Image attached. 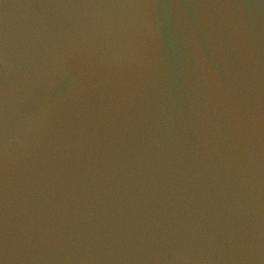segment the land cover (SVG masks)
I'll return each instance as SVG.
<instances>
[{
	"label": "water",
	"instance_id": "water-1",
	"mask_svg": "<svg viewBox=\"0 0 264 264\" xmlns=\"http://www.w3.org/2000/svg\"><path fill=\"white\" fill-rule=\"evenodd\" d=\"M0 264H264V0H0Z\"/></svg>",
	"mask_w": 264,
	"mask_h": 264
}]
</instances>
